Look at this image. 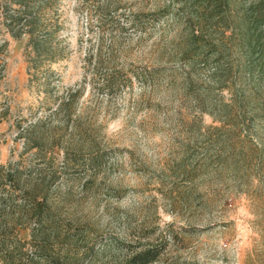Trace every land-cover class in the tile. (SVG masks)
Wrapping results in <instances>:
<instances>
[{
	"label": "rangeland",
	"instance_id": "rangeland-1",
	"mask_svg": "<svg viewBox=\"0 0 264 264\" xmlns=\"http://www.w3.org/2000/svg\"><path fill=\"white\" fill-rule=\"evenodd\" d=\"M182 8V0H58L65 57L52 66L49 93L30 85L28 37L0 28V165L20 159L19 124L56 127L59 97L84 90L63 138L76 162L50 194L58 226L39 237L44 257L28 245L18 264H124L142 249L159 254L155 264H264V132L256 128L252 148L217 130L204 112L212 60L198 62L201 76L186 89L188 62L175 56ZM98 57L97 72L88 59ZM19 236L30 242L31 230Z\"/></svg>",
	"mask_w": 264,
	"mask_h": 264
},
{
	"label": "trees",
	"instance_id": "trees-1",
	"mask_svg": "<svg viewBox=\"0 0 264 264\" xmlns=\"http://www.w3.org/2000/svg\"><path fill=\"white\" fill-rule=\"evenodd\" d=\"M182 1L185 19L175 56L188 62L186 89L191 88L192 78L201 76L198 62L212 60L208 79L213 88L207 95L211 109L204 112L221 124L217 130L237 139L244 136L252 148H258L256 128L260 126L264 132V0ZM57 5L58 0H0V28L17 41L28 37L30 85H41L47 93L56 75L52 66L65 57ZM88 63L97 72L104 66L101 57L95 62L89 58ZM103 86L111 89L114 83L107 81ZM215 91L219 96L229 94V100H214ZM83 93L75 90L59 97L52 115L58 121L56 127L48 128L44 119L26 127L18 125V137L24 140L20 159L0 165V254L4 264H18L19 256L30 253H25L28 245L33 253L45 256L46 247L40 245L39 237L47 228L58 226L50 194L69 164L76 162L69 159L63 138ZM58 152L63 154L61 164ZM27 153L36 162L29 167L23 158ZM23 229L31 230L30 242L20 238ZM158 256L152 249H142L124 264H155ZM45 260L56 262L54 257Z\"/></svg>",
	"mask_w": 264,
	"mask_h": 264
}]
</instances>
